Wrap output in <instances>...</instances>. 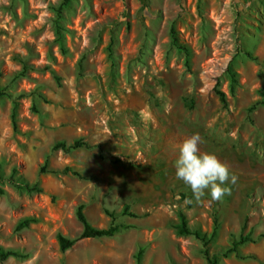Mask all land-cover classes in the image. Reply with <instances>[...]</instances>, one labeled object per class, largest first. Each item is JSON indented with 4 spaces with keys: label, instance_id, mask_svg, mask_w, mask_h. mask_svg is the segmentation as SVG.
Masks as SVG:
<instances>
[{
    "label": "rangeland",
    "instance_id": "rangeland-1",
    "mask_svg": "<svg viewBox=\"0 0 264 264\" xmlns=\"http://www.w3.org/2000/svg\"><path fill=\"white\" fill-rule=\"evenodd\" d=\"M62 1L0 0V175L14 169L41 189L26 194L0 185V246L27 255L0 264H136L138 249L140 264H205L196 240L175 235L177 212L206 233L216 216L215 253L244 226L253 242L238 254L255 260L230 254L220 263L264 264V238H257L264 234V108L247 112L264 89V0ZM171 30L188 48L186 65ZM111 33L112 72L105 52ZM226 67L236 74L232 94ZM194 134L200 152L217 156L236 177L221 185L231 193L220 200L210 190L197 198L176 177L178 146ZM76 139L99 148L50 150ZM45 160V170L70 167L81 178L38 176ZM80 204L94 228L108 225L103 211L129 228L61 253L57 235L81 232ZM124 205L134 217L120 214ZM27 218L34 222L16 230Z\"/></svg>",
    "mask_w": 264,
    "mask_h": 264
},
{
    "label": "trees",
    "instance_id": "trees-1",
    "mask_svg": "<svg viewBox=\"0 0 264 264\" xmlns=\"http://www.w3.org/2000/svg\"><path fill=\"white\" fill-rule=\"evenodd\" d=\"M71 0H63L61 6H66L69 4ZM57 14H59V10L57 11ZM60 27L55 26V34H56V42H60ZM171 40H172V45L175 47L176 50L180 51L183 54L184 57V63L185 65L187 64V60L189 57V51L188 48L177 42L176 40V35L173 30H171ZM115 45H116V38L115 36L111 33L108 39V43L105 47V52H106V58L109 62V69L111 72L115 68V60H116V54H115ZM246 56L249 57V55L246 54ZM250 60L255 62L254 57H249ZM80 69V65L78 66ZM225 74L228 77V90L229 93H233L234 86L236 85V74L233 70H231L229 67H226L224 70ZM213 94L216 96L220 106L222 109H225L227 107V101L225 94L220 91L217 88V82H215L213 86ZM3 92L0 91V97L3 96ZM256 94L258 96V100H256L252 105H250L247 108V112L253 111L257 107L264 108V89L259 88L256 90ZM189 106L191 107V103H189ZM14 108L15 104H12V109H11V114H10V122L13 131L16 129V124H15V114H14ZM94 148H99L98 145H90L81 139H76L71 141L70 143L66 144L64 141H58L55 142L50 150L51 152L55 151H60L62 154H69L72 151L78 150V149H85V150H91ZM99 158L103 159V156L101 155V151L99 150ZM110 163L115 164V163H120L118 158H113L111 159ZM46 165V160L44 161L43 165L38 169V176L43 175V174H50V175H72L77 178H81L78 172L74 171L70 167H63L60 170H45L44 166ZM6 183L9 186L13 187L14 189L24 192L26 194L29 193H41V189L38 187L36 183H28L25 181L23 178H21L20 175L16 174L15 170L12 169L10 174L6 177H2L0 175V185ZM0 194H2V189L0 188ZM128 207L124 205L120 211L121 215H128L130 217H134L133 214L128 213ZM105 216L108 217L109 222L108 225L103 228V229H98L90 226L88 222L85 219V216L83 214V205L80 204L77 206L75 210V218L78 221V223L81 225V232L80 234L74 238V239H66L60 235H57L56 241L58 245V249L61 253L69 250L75 243H77L80 240L84 239H98L102 237H112L115 234H117L119 231L122 229H126L129 227L125 226H120L115 223L116 216L113 213L103 211ZM177 217V223L174 225V233L177 236H190L194 240H196L199 245H200V254L205 262V264H221L220 263V258H226L228 255L233 254L236 258L239 259H251L255 260V258L251 255H247L244 257H240L238 254V248L248 242H253V240L250 238L249 232L243 234L242 230L244 226L241 227V232L237 236L236 239H231L229 242V247L218 251L217 253L211 252L209 245L213 242V240L216 237V231L218 229V222L217 218L215 215H212V222H211V229L208 233L200 231L198 228H192L189 227L186 223L185 217L181 212H177L176 214ZM34 221L32 219H23L19 221L15 227L16 230L22 229L27 227L29 223H33ZM259 238H264V234H260L257 237ZM142 254V249H138L137 252L134 255L135 262L136 264H140V257ZM8 258H13V259H20L24 260L27 258V255L24 253H21L18 250H13V249H5L0 246V262L5 261Z\"/></svg>",
    "mask_w": 264,
    "mask_h": 264
},
{
    "label": "clouds",
    "instance_id": "clouds-1",
    "mask_svg": "<svg viewBox=\"0 0 264 264\" xmlns=\"http://www.w3.org/2000/svg\"><path fill=\"white\" fill-rule=\"evenodd\" d=\"M201 138L194 134L184 139L178 146L179 155L175 161L176 177L186 184L197 198L210 190L213 200L230 195L227 183H235L236 177L230 176L229 168L214 154L201 153ZM190 202V201H188Z\"/></svg>",
    "mask_w": 264,
    "mask_h": 264
}]
</instances>
